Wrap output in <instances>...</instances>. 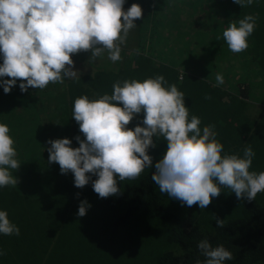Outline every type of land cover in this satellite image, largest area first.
Instances as JSON below:
<instances>
[{
	"label": "trees",
	"instance_id": "obj_1",
	"mask_svg": "<svg viewBox=\"0 0 264 264\" xmlns=\"http://www.w3.org/2000/svg\"><path fill=\"white\" fill-rule=\"evenodd\" d=\"M204 4L177 21L185 31L195 19L182 41H212L210 82L197 81L200 70L155 67L153 28L168 13L149 29L136 24L117 71L63 74L46 93L34 81L7 87L0 64V264H264V109L251 116L252 104L264 108V0ZM28 41L0 38L35 71L51 48ZM32 46L28 61L20 51ZM58 60L44 73L58 72ZM40 131L67 136L74 156L44 165L31 146Z\"/></svg>",
	"mask_w": 264,
	"mask_h": 264
},
{
	"label": "rangeland",
	"instance_id": "obj_2",
	"mask_svg": "<svg viewBox=\"0 0 264 264\" xmlns=\"http://www.w3.org/2000/svg\"><path fill=\"white\" fill-rule=\"evenodd\" d=\"M201 1L203 0H0V24H4L0 38L17 34L18 37H27L28 44L34 40L36 44L42 43L43 47L51 48V54L47 59L34 62L39 65L33 71L23 66L15 57L16 51L9 50V46L6 47L0 42V64H6L8 72L11 73L6 74L3 82L7 87L20 92L30 86L29 82L34 81L37 87L46 93L48 88L54 86L61 88V84L53 82H59V77L63 74L65 79L70 81L81 74H98L104 70L117 71L130 58L128 56L130 51H134L137 43L136 24H145L149 29L156 21L157 15L162 18L166 13L171 16L165 19L162 27L153 28L155 30L153 36L160 33L158 34L160 42L155 43L154 37L150 48V53L155 56L152 57L155 59V67L159 63L164 65L171 63L176 70L183 69L191 76H195L200 70L197 81L210 82L218 77L216 70L212 69L214 67L205 62L209 54L206 48L212 41L204 33L195 35L191 41H182L186 33L192 35V27H195L196 23L194 18L189 20L191 17L189 16L184 31L180 30L181 26L177 21L186 16L189 9L193 11L204 9L206 4L200 7ZM6 25H12L16 29L12 31V28L9 29ZM199 31L203 32V29ZM147 34L150 37L149 30ZM220 51L223 53L222 58H225L224 54H227L225 49L222 48ZM20 53L29 55V61L32 59L30 55L34 54V47ZM53 56L58 57L62 66L58 64L59 60L53 61V64L60 66L58 72L45 74V69ZM15 66L17 68H14ZM218 67L225 72V67L221 68V65ZM204 70L209 74L204 73ZM41 72L42 75L38 78ZM222 86L226 88L225 84ZM252 91L251 88L253 95ZM256 93L258 95V91ZM262 109H264L262 106L252 104L251 116L256 118ZM40 110L45 124L55 122L52 120L50 110L44 108ZM39 122L44 125L42 121ZM17 125L16 121H10L7 127L9 134H16L19 137L24 130L17 128ZM67 138L65 136L61 141H56L48 136V133L40 131L36 143H32L31 146L42 153L40 159L44 165L52 163L55 166L59 164V160L62 161L61 156L65 161L74 156L69 151L70 142ZM232 158L235 160L236 156ZM203 234L205 236V233Z\"/></svg>",
	"mask_w": 264,
	"mask_h": 264
},
{
	"label": "clouds",
	"instance_id": "obj_3",
	"mask_svg": "<svg viewBox=\"0 0 264 264\" xmlns=\"http://www.w3.org/2000/svg\"><path fill=\"white\" fill-rule=\"evenodd\" d=\"M180 76H182V79H183V75H182V74H180V73H179V75H178V79H179V77H180ZM182 79H181V80H182ZM179 80H180V79H179Z\"/></svg>",
	"mask_w": 264,
	"mask_h": 264
},
{
	"label": "built area",
	"instance_id": "obj_4",
	"mask_svg": "<svg viewBox=\"0 0 264 264\" xmlns=\"http://www.w3.org/2000/svg\"><path fill=\"white\" fill-rule=\"evenodd\" d=\"M179 79L181 80L182 79V76H180Z\"/></svg>",
	"mask_w": 264,
	"mask_h": 264
}]
</instances>
